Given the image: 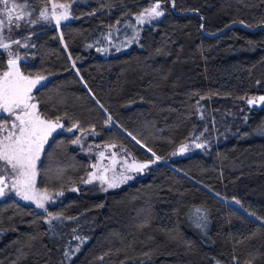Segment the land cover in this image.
<instances>
[{
  "label": "trees",
  "instance_id": "trees-1",
  "mask_svg": "<svg viewBox=\"0 0 264 264\" xmlns=\"http://www.w3.org/2000/svg\"><path fill=\"white\" fill-rule=\"evenodd\" d=\"M25 1L37 22L33 56L18 65L46 77L32 92L37 111L63 125L42 151L37 186L63 195L46 212L0 199V264H264V105L245 104L264 96V0H157L164 14L120 52L125 43L110 48L118 29L154 0ZM51 3L67 6L58 26ZM7 66L0 50V72ZM80 129L138 163L153 152L169 161L100 192L81 183ZM197 131L209 147L169 157Z\"/></svg>",
  "mask_w": 264,
  "mask_h": 264
},
{
  "label": "snow or ice",
  "instance_id": "snow-or-ice-1",
  "mask_svg": "<svg viewBox=\"0 0 264 264\" xmlns=\"http://www.w3.org/2000/svg\"><path fill=\"white\" fill-rule=\"evenodd\" d=\"M6 2L7 0H5V3ZM15 7H27V5H14L13 9L8 10L9 13L14 10ZM53 7L67 9L66 5H53ZM163 14L161 5L157 2L137 16V23L144 24L146 20L150 22L161 17ZM12 18L11 14H9V21H11ZM22 18V15H17L15 17L16 20ZM40 18L43 20L50 19L46 11L40 12ZM51 18L55 19L57 25H59L61 20H67L69 18V14L66 10L58 16L53 15ZM36 22V20L30 21V23ZM13 43L19 44L20 41L16 40L13 41ZM9 47V44L7 43H0V49H8ZM21 59L22 58L18 54H16L14 58H12V55L10 54L7 61L8 70L0 75V112L7 113L13 118L10 125L7 122L0 124V131L8 130L9 127L11 129L3 139H0V162H2L7 168L11 169L13 176L10 186L5 183L4 177H0V197L5 196L6 192L11 190L22 200L31 201L35 203L37 208L44 209L45 201L49 200L50 197L47 193H39L35 188L36 161L40 157L45 142L54 132L57 131V129L63 128V125L60 123L61 118L58 117L55 121L42 119L37 112L36 103H32L34 100L32 92L33 89L42 86V82L46 77L43 75H36L35 77L32 75L25 76L20 71L18 65V61ZM73 67H75V65H73ZM241 99H243V97ZM247 103L250 106L257 104L264 105V96L249 98ZM101 107L103 106L101 105ZM111 120L112 118L109 116L105 123L108 124ZM76 127H78L77 124L72 125V128ZM72 128H68L67 131L71 132ZM128 135L132 136L131 133ZM132 139L135 140L137 144H140V141L137 140L135 136H132ZM78 142L79 138L73 141V143ZM106 147H115V145H108ZM141 147L144 146L141 145ZM195 147L202 148L204 145L195 144ZM148 151H151V149H148ZM178 151L179 153L188 151V145H181ZM100 155L103 156V153ZM152 155L155 156V153L153 152ZM159 159L160 157L157 156L155 160H149L147 163H138L135 160H133L132 163H127V161H125V163L127 164L128 170L142 172L149 166V164H154ZM93 167H95V165ZM128 179H131V177L124 176L121 182ZM94 180L106 182L110 188L117 186L114 181L109 182L106 177L96 176L93 173H89L88 179L84 180L83 183H92ZM62 194L63 193L59 192L56 193L57 196ZM193 215L194 219L197 221L204 219L200 208L195 209ZM59 218L58 215L53 216L49 213V221L57 220ZM71 219L75 218L73 217ZM196 226L201 227V224L197 222ZM75 239L80 238L75 237ZM75 251H79V246H77L72 254H74ZM69 255V252H65L66 257H69Z\"/></svg>",
  "mask_w": 264,
  "mask_h": 264
},
{
  "label": "rangeland",
  "instance_id": "rangeland-1",
  "mask_svg": "<svg viewBox=\"0 0 264 264\" xmlns=\"http://www.w3.org/2000/svg\"><path fill=\"white\" fill-rule=\"evenodd\" d=\"M157 2H158L157 0L150 2V4L147 7L142 9L140 12L132 15L133 19H131L132 20L131 26H127L123 30H121V28L118 29V37L115 38L114 41L111 43L110 48L114 49L116 47H119V44H123V43H125L126 45L123 47H119L114 52L125 51L129 49L132 45L139 44V39H140L139 36L141 35V32L144 26L152 24L153 22L157 21L160 17L150 22L146 20L144 24H138L136 18L142 11L149 9L153 4ZM14 5L23 6V5H26V1L25 0H7V2L5 3V0H0V43H7L10 46L8 49H0V50H3L5 52L7 60L9 59L10 54L12 55V58H14L16 54H18L21 58L33 56V53H31L33 45L31 42V38L28 36L29 30L30 28H32V25H33V23H30V9L28 7H15L14 10H12L9 13L8 10L13 9ZM53 5H54L53 3H51L50 5L51 14L52 16L53 15L58 16L56 12L57 7H53ZM161 10L164 13L163 6H161ZM9 14H11V16L13 17L11 21H9L8 19ZM17 15H22L23 18L20 20H16L15 17ZM54 21H55L56 26H58L55 19ZM16 40H19L20 43L19 44L13 43V41H16ZM134 40H136L137 42H134ZM7 70H8V66L6 69L0 72V75H2V73ZM259 96H263V95L258 94L254 96H249L245 100V104L248 105L247 100L249 98H256ZM32 103H36V102L33 100ZM259 105L261 104H257L254 106H259ZM220 113H221V117H225L226 114L224 115L222 112ZM12 119L13 118L10 117L9 114L0 112V124L7 122L10 125V122ZM10 130L11 129L9 127L8 130L0 131V139H3L8 134V131ZM94 133L95 132H93L92 129H88V130L80 129L78 130L73 140L75 141L79 138V142L78 143L72 142L73 146L79 148L80 152L82 154H85L89 160V169L86 175L82 178L81 183L83 185H94L98 188L100 192L105 193L108 190H111L113 188L121 187L125 185L126 183L132 181L135 177H137L139 172L128 170L127 164L125 163V161H127V163L133 162V158L131 157V155L120 145L112 144V143L100 144V143H97L91 140V137H94ZM212 140H213L212 137H209V136L206 137L205 134L202 133V131L194 132L182 144V145H185V144L188 145V151L184 153H179L178 149L180 148L181 146L180 145L174 151H172L169 157L172 158L176 156H181L191 151L201 149V148H196L195 144L204 145V147L202 148L209 147L211 145L210 143L212 142ZM46 142L43 146V149L46 145ZM108 145H115V147H106ZM42 151L40 153L39 159L36 161L35 188L39 193H47L49 195L50 199L45 201V208L44 209L37 208L35 203L31 201L22 200L20 197H18L15 194V192L11 190H8L6 192V195L3 197H0V199L7 197V196H12L22 203L33 206L38 211L46 212L49 206L54 205L59 200V198H61L63 194L57 196L56 193L58 192L47 191L37 186V165L41 158ZM101 153H103V156L100 155ZM153 157L154 159H156V156H153ZM159 161L168 163L169 160L160 158ZM94 165L95 167H93ZM89 173H93L96 176H104L107 178V181L109 182L114 181L117 184V186L110 188L108 187V183L102 182L101 180H94L92 183H83L84 180L88 179ZM124 176H130L131 179L124 180L123 182H121ZM0 177H4L5 183H7L9 186L11 185V181L13 178L11 169L4 166L2 162H0ZM73 189L74 188L71 187L68 191L70 192L74 191Z\"/></svg>",
  "mask_w": 264,
  "mask_h": 264
},
{
  "label": "water",
  "instance_id": "water-1",
  "mask_svg": "<svg viewBox=\"0 0 264 264\" xmlns=\"http://www.w3.org/2000/svg\"><path fill=\"white\" fill-rule=\"evenodd\" d=\"M8 61V60H7ZM148 161H146L145 163H147Z\"/></svg>",
  "mask_w": 264,
  "mask_h": 264
}]
</instances>
